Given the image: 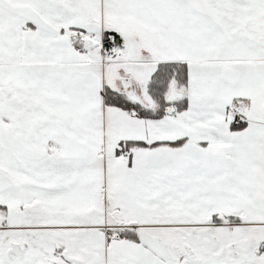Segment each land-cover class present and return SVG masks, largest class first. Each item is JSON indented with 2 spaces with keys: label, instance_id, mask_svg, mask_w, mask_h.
<instances>
[{
  "label": "snow or ice",
  "instance_id": "6c2138e0",
  "mask_svg": "<svg viewBox=\"0 0 264 264\" xmlns=\"http://www.w3.org/2000/svg\"><path fill=\"white\" fill-rule=\"evenodd\" d=\"M0 264H264V0H0Z\"/></svg>",
  "mask_w": 264,
  "mask_h": 264
}]
</instances>
